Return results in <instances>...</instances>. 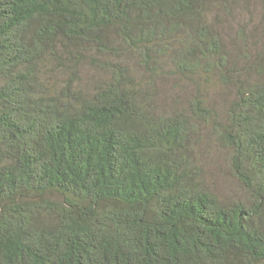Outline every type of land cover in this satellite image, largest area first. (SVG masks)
<instances>
[{"label": "trees", "instance_id": "1", "mask_svg": "<svg viewBox=\"0 0 264 264\" xmlns=\"http://www.w3.org/2000/svg\"><path fill=\"white\" fill-rule=\"evenodd\" d=\"M0 264H264V0H0Z\"/></svg>", "mask_w": 264, "mask_h": 264}, {"label": "rangeland", "instance_id": "2", "mask_svg": "<svg viewBox=\"0 0 264 264\" xmlns=\"http://www.w3.org/2000/svg\"><path fill=\"white\" fill-rule=\"evenodd\" d=\"M254 18H256L258 20V18H259L258 14H255ZM219 91L221 92L220 89H219ZM219 96H220V94H219ZM216 182H217L218 186L221 188V190H225V189L227 190L228 184L230 183V181L228 180L226 175H223L221 172H217Z\"/></svg>", "mask_w": 264, "mask_h": 264}]
</instances>
